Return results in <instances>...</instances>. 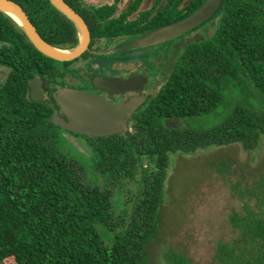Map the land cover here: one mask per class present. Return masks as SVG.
I'll use <instances>...</instances> for the list:
<instances>
[{
	"label": "trees",
	"instance_id": "16d2710c",
	"mask_svg": "<svg viewBox=\"0 0 264 264\" xmlns=\"http://www.w3.org/2000/svg\"><path fill=\"white\" fill-rule=\"evenodd\" d=\"M43 36L54 43L53 10L43 0H18ZM35 6V7H34ZM39 6V7H38ZM215 34L190 44L173 76L133 117L134 130L89 141L98 170L116 177L144 170L137 202L116 217L111 196L88 184L78 163L62 154L45 105L28 97L32 46L0 11V39L12 42L13 71L0 84V260L3 264H146L164 202L171 154L240 143L256 149L264 136V109L239 102L211 128L182 122L218 110L227 90L249 78L264 97V0H223ZM1 55V54H0ZM249 92V91H248ZM230 97V93H229ZM177 119L176 123L168 120ZM52 140L54 144H52ZM56 142V143H55ZM143 159L148 160L144 167ZM254 205L233 212L238 237L221 244L224 264H264V176L250 190ZM116 232L107 243L99 225Z\"/></svg>",
	"mask_w": 264,
	"mask_h": 264
},
{
	"label": "flooded vegetation",
	"instance_id": "af4514ba",
	"mask_svg": "<svg viewBox=\"0 0 264 264\" xmlns=\"http://www.w3.org/2000/svg\"><path fill=\"white\" fill-rule=\"evenodd\" d=\"M14 1L21 4L18 0ZM43 1L46 5L41 6L42 9L53 10L54 29L49 37H52L54 43L43 36L41 27L33 19L29 8L21 5L48 42L62 50L76 48L80 43V29L77 23L51 0ZM63 1L84 20L90 37L87 48L74 59L53 58L54 61L48 63L43 55L32 53V76L28 82V97L32 100L30 84L34 83L37 87L35 96L39 97V100L32 101L45 105L51 112L50 119L60 116L68 121L69 117L64 114L57 98L64 88L87 91L105 98L114 105L124 104L135 96L144 94V103L129 120V131L134 130V115L145 109L173 76L175 64L186 48L192 43L211 38L221 18L218 8L211 18L175 38L140 45L137 42L139 37L190 17L206 0ZM18 30L22 31L35 47L20 26ZM11 44L9 40L0 39V84H4L13 71L10 54L4 51L5 46ZM125 82H133L130 89H125ZM167 122L174 124L177 119ZM53 125L58 137L61 136L59 131L63 129L57 124ZM71 134L86 138L88 143L96 138L106 137Z\"/></svg>",
	"mask_w": 264,
	"mask_h": 264
},
{
	"label": "rangeland",
	"instance_id": "374dc122",
	"mask_svg": "<svg viewBox=\"0 0 264 264\" xmlns=\"http://www.w3.org/2000/svg\"><path fill=\"white\" fill-rule=\"evenodd\" d=\"M245 80L247 91L242 84L231 92L227 90L226 102L217 111L188 118L182 124L214 127L223 122L239 102L264 109V97L259 89L249 78ZM59 133L57 144L63 155L78 163L82 180L110 194L116 217H128L137 202L144 170L140 168L135 176L122 174L120 177L102 172L93 162L86 138L64 130ZM147 164L148 160L143 159L144 167ZM262 176L264 136L254 150L232 143L199 149L191 154H171L161 217L149 244L146 264H224L219 247L231 244L239 234L231 222V215L243 211L246 205H254L250 190ZM99 229L109 244L120 230L112 232L101 224Z\"/></svg>",
	"mask_w": 264,
	"mask_h": 264
},
{
	"label": "water",
	"instance_id": "95a60500",
	"mask_svg": "<svg viewBox=\"0 0 264 264\" xmlns=\"http://www.w3.org/2000/svg\"><path fill=\"white\" fill-rule=\"evenodd\" d=\"M51 1L55 6L58 5L79 26L80 43L76 48L62 50L48 42L31 21L23 6L14 0H0V11L16 21L35 47L43 54L54 59H74L87 48L90 37L86 31V24L82 17L72 10L63 0ZM222 1L206 0L203 6L190 17L141 36L137 39V42L140 45H150L175 38L211 18L218 10ZM132 83L125 82V89H130ZM30 87L32 89L31 99L39 100V97L35 96L36 85L31 83ZM57 98L63 108L64 114L69 117V120L67 121L60 116H54L51 119L54 124H57L69 133L87 136H111L114 134H128L129 120L132 114L144 103L146 96L141 94L126 101L124 104L114 105L106 101L105 98L87 91L64 88L58 93ZM0 264H3L1 260Z\"/></svg>",
	"mask_w": 264,
	"mask_h": 264
}]
</instances>
